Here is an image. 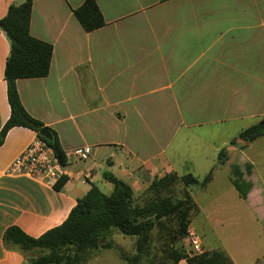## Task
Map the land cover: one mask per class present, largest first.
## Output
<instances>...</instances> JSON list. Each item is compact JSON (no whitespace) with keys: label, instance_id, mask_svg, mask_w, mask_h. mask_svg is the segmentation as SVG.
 <instances>
[{"label":"crops","instance_id":"obj_1","mask_svg":"<svg viewBox=\"0 0 264 264\" xmlns=\"http://www.w3.org/2000/svg\"><path fill=\"white\" fill-rule=\"evenodd\" d=\"M23 1L0 0V20ZM84 1L32 0L30 35L51 45L52 58L46 77L19 79L16 88L28 115L56 134L66 164L52 187L7 176L10 161L37 136L23 127L8 131L0 145V264H27L40 255L6 243L9 228L39 238L61 225L92 187L110 195L105 175L140 200L167 174L202 179L214 169L205 188L189 189L196 207L190 225L236 222L264 233L258 180L264 137L238 139L264 118V0H95L104 26L90 33L73 14ZM9 49L0 30V130L10 116ZM79 148L90 149L84 161L71 156ZM233 168L251 186L245 199L233 185ZM115 235L107 241L133 254L135 239L122 244ZM81 264L124 262L104 249Z\"/></svg>","mask_w":264,"mask_h":264},{"label":"trees","instance_id":"obj_2","mask_svg":"<svg viewBox=\"0 0 264 264\" xmlns=\"http://www.w3.org/2000/svg\"><path fill=\"white\" fill-rule=\"evenodd\" d=\"M168 0H160L165 2ZM32 0L11 5L0 20V30L9 41V55L5 62L4 80L10 116L0 130V145L8 131L14 127L31 129L39 137L43 124L32 118L22 106L16 81L43 78L48 75L52 47L30 35ZM80 26L87 33L104 26V19L95 0H85L73 11ZM49 130V129H48ZM52 141L47 145L54 151L60 164H66L65 154L56 134L49 130ZM264 137V118L242 130L238 139L251 143ZM219 161L223 160L221 157ZM213 170L202 179L190 174L178 177L174 173L154 180L144 191L140 200L134 198L130 187L110 175L105 179L114 190L104 195L96 187L79 199L66 220L45 232L39 238H31L17 228H9L4 241L18 247L23 253L38 252L27 264H81L89 252L112 250L124 264H231L222 251L195 255L182 246V239L190 224L196 207L190 195L192 187L205 188L211 181ZM233 185L245 199L250 184L242 181L237 168L232 169ZM182 188L176 191V185ZM112 232L135 239L134 253L107 241Z\"/></svg>","mask_w":264,"mask_h":264},{"label":"built area","instance_id":"obj_3","mask_svg":"<svg viewBox=\"0 0 264 264\" xmlns=\"http://www.w3.org/2000/svg\"><path fill=\"white\" fill-rule=\"evenodd\" d=\"M89 148H79L71 152L76 161L89 157ZM65 166L60 164L54 151L43 138L37 136L8 164L5 174L10 177H27L42 185L52 187L58 183ZM185 242L195 255L204 253L200 237L189 227L186 230Z\"/></svg>","mask_w":264,"mask_h":264},{"label":"rangeland","instance_id":"obj_4","mask_svg":"<svg viewBox=\"0 0 264 264\" xmlns=\"http://www.w3.org/2000/svg\"><path fill=\"white\" fill-rule=\"evenodd\" d=\"M178 143L176 145V148L178 146ZM183 150L184 149L181 148V151ZM263 169L264 168L262 166L258 167V180L260 183L264 184ZM175 188L176 191L180 190L182 188V184L178 183ZM194 214L195 212H192L190 223ZM235 217L237 219H244V217L242 218L239 213L235 214ZM245 226L246 225H243L241 227L239 226V223L235 222L232 224V226L223 228H201L198 225L196 227L194 225L191 226L190 224L188 228L191 227L196 232V234L200 237L202 247L208 252H225V250H227L234 258L237 259L238 264H264V258L261 256L262 253L264 254V233L256 230L255 233L251 234L250 229ZM184 238L182 239L181 243L183 248L187 252L192 253ZM113 239L115 242H119L122 244H124L123 242L126 240L128 241V243L130 242V238L124 237L119 233H116ZM256 242L258 243L257 249H255V245H253Z\"/></svg>","mask_w":264,"mask_h":264},{"label":"water","instance_id":"obj_5","mask_svg":"<svg viewBox=\"0 0 264 264\" xmlns=\"http://www.w3.org/2000/svg\"><path fill=\"white\" fill-rule=\"evenodd\" d=\"M39 137L43 138L47 142H51L52 141V135L49 132V130L46 129V128H43V129L40 130Z\"/></svg>","mask_w":264,"mask_h":264}]
</instances>
